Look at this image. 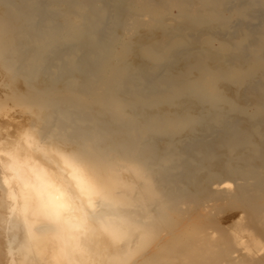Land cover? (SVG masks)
Segmentation results:
<instances>
[{"label": "bare ground", "instance_id": "bare-ground-1", "mask_svg": "<svg viewBox=\"0 0 264 264\" xmlns=\"http://www.w3.org/2000/svg\"><path fill=\"white\" fill-rule=\"evenodd\" d=\"M0 264H264V0H0Z\"/></svg>", "mask_w": 264, "mask_h": 264}, {"label": "rangeland", "instance_id": "rangeland-1", "mask_svg": "<svg viewBox=\"0 0 264 264\" xmlns=\"http://www.w3.org/2000/svg\"><path fill=\"white\" fill-rule=\"evenodd\" d=\"M11 104H3L2 107H0V112L4 113V111H7L8 109L10 110Z\"/></svg>", "mask_w": 264, "mask_h": 264}]
</instances>
